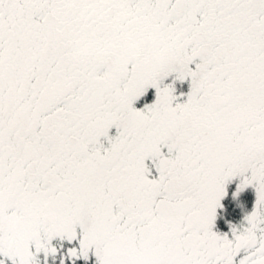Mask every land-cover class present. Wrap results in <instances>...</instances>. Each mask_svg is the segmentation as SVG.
I'll return each instance as SVG.
<instances>
[{"label": "snow or ice", "instance_id": "snow-or-ice-1", "mask_svg": "<svg viewBox=\"0 0 264 264\" xmlns=\"http://www.w3.org/2000/svg\"><path fill=\"white\" fill-rule=\"evenodd\" d=\"M50 259L264 264V0H0V264Z\"/></svg>", "mask_w": 264, "mask_h": 264}, {"label": "trees", "instance_id": "trees-1", "mask_svg": "<svg viewBox=\"0 0 264 264\" xmlns=\"http://www.w3.org/2000/svg\"><path fill=\"white\" fill-rule=\"evenodd\" d=\"M235 190L234 185H228V195L222 200L223 207L218 208L215 229L220 232H227L229 223L239 224L244 214L251 210L254 193L241 192L233 198L232 192Z\"/></svg>", "mask_w": 264, "mask_h": 264}, {"label": "flooded vegetation", "instance_id": "flooded-vegetation-1", "mask_svg": "<svg viewBox=\"0 0 264 264\" xmlns=\"http://www.w3.org/2000/svg\"><path fill=\"white\" fill-rule=\"evenodd\" d=\"M178 90H183L186 91L187 90V84H184L182 86H178ZM149 99H151V94H149ZM137 106H139V104H137ZM234 185V181L232 183ZM228 195V194H227ZM218 210V209H217ZM57 264H58V260H57ZM78 264H82V262H78Z\"/></svg>", "mask_w": 264, "mask_h": 264}, {"label": "rangeland", "instance_id": "rangeland-1", "mask_svg": "<svg viewBox=\"0 0 264 264\" xmlns=\"http://www.w3.org/2000/svg\"><path fill=\"white\" fill-rule=\"evenodd\" d=\"M233 183V182H232ZM234 183H236V181H234ZM254 193V190L251 188V187H249V188H246V189H244L242 192H241V195H243L244 193ZM50 264H51V259H50Z\"/></svg>", "mask_w": 264, "mask_h": 264}]
</instances>
